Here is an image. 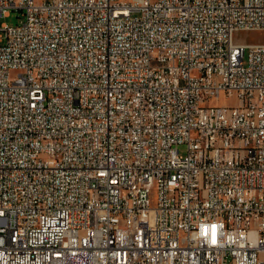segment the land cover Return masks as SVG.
I'll return each mask as SVG.
<instances>
[{"label": "built area", "instance_id": "2783aa9c", "mask_svg": "<svg viewBox=\"0 0 264 264\" xmlns=\"http://www.w3.org/2000/svg\"><path fill=\"white\" fill-rule=\"evenodd\" d=\"M15 10L0 264H264V0H0Z\"/></svg>", "mask_w": 264, "mask_h": 264}, {"label": "rangeland", "instance_id": "374dc122", "mask_svg": "<svg viewBox=\"0 0 264 264\" xmlns=\"http://www.w3.org/2000/svg\"><path fill=\"white\" fill-rule=\"evenodd\" d=\"M20 13L18 11H10L7 16H2L0 17V27L2 25H7V26H15L18 24L20 20ZM242 38L246 40L247 42L250 41H259L260 37H256L252 35V33L244 34L242 35ZM211 103H216L219 105H226V106H234L236 105V100L232 96H220L218 99L211 100ZM179 150L180 155L185 153V147L183 145H180L177 147Z\"/></svg>", "mask_w": 264, "mask_h": 264}]
</instances>
